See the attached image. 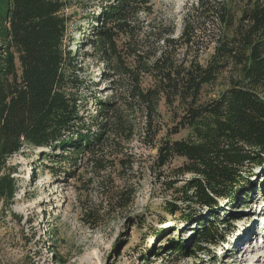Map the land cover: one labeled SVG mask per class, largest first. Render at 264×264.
Here are the masks:
<instances>
[{"label": "trees", "instance_id": "16d2710c", "mask_svg": "<svg viewBox=\"0 0 264 264\" xmlns=\"http://www.w3.org/2000/svg\"><path fill=\"white\" fill-rule=\"evenodd\" d=\"M205 3L197 0L196 7L206 10ZM72 5L0 0V200L6 207L13 203L18 178L9 159L31 146L61 149L58 160L70 153L77 167L83 157L92 172L82 182L85 190L96 177L107 210L127 208L136 190L115 185L113 174L136 173L142 158L130 143L137 139L155 150L159 181L190 207L182 210L176 200L167 201L169 213L180 211L186 222L209 217L191 242L170 238L167 248L175 255L200 251L215 259L239 218L223 202L236 205L247 188L242 202L247 203L256 190H250L256 169H264V0H245L234 10L238 16L227 3L214 10L220 29L206 63L192 52L193 28L185 24L177 35L175 24L158 16L153 0H99L87 43L105 65L101 78L121 92L105 100L94 94L97 108L90 120L83 114L88 100L81 96L86 87L81 60L68 44ZM229 66V85L203 101L204 87ZM182 131L183 137L174 138ZM175 158H182V165L171 166ZM100 212L84 209L82 219L97 228ZM167 233L162 228L155 235Z\"/></svg>", "mask_w": 264, "mask_h": 264}, {"label": "rangeland", "instance_id": "374dc122", "mask_svg": "<svg viewBox=\"0 0 264 264\" xmlns=\"http://www.w3.org/2000/svg\"><path fill=\"white\" fill-rule=\"evenodd\" d=\"M196 1L153 0L158 16L175 24L177 35L185 24L193 28L196 48L192 52H199V60L206 63L220 29L214 10L221 3H227L234 11L245 0H206V10L196 7ZM70 2L73 5L67 12L73 18L68 28V44L81 60L80 73L86 86L81 96L88 100L83 114L90 120V114H95L97 108L92 99L94 94L104 100L115 99L121 91H116L114 84L104 76L101 78L105 65L93 57V48L87 43L91 37L90 17L99 0ZM234 12L238 16V11ZM232 74L229 66L215 83L204 87L201 99L217 97L229 85ZM95 82L99 86L97 90L92 87ZM184 134L182 131L174 138ZM130 148L142 158L134 165L136 173L122 177L113 174V178L120 188L132 185L135 196L127 208L116 211L107 210L104 191L96 177L85 190L86 183L82 182L92 176V172L85 166L83 157L78 159L80 166L77 167L70 153L65 152L66 158L58 160L61 149L30 146L13 155L9 162L17 169L18 189L10 207L0 200V264H264V234H261L264 233V169H256L259 174L252 178L254 184L250 189L256 190L247 203H242L247 188L240 192L236 205L228 207L231 203L223 202L224 209L240 219L234 222L236 231L228 237L227 244L216 249L215 259L200 251L192 257H184L170 252L168 239L182 238L191 242L196 230H201L209 217L186 222L180 211L170 214L166 203L176 198L158 179L159 170L152 165L155 150L144 148L137 139L130 143ZM182 163V158H175L171 166ZM70 171H74L73 176L65 174ZM176 201L180 209L190 208L181 200ZM192 208L200 215L198 207ZM84 209L101 210L99 227L91 228L85 223ZM162 228L169 233L163 237L155 235ZM253 238L256 239L251 243ZM53 248L57 249V254ZM245 248H248L246 253Z\"/></svg>", "mask_w": 264, "mask_h": 264}, {"label": "bare ground", "instance_id": "6f19581e", "mask_svg": "<svg viewBox=\"0 0 264 264\" xmlns=\"http://www.w3.org/2000/svg\"><path fill=\"white\" fill-rule=\"evenodd\" d=\"M262 211H264V208L262 209ZM264 220V217H262V221ZM263 226H264V224H263ZM261 232V231H260ZM248 233V232H247ZM262 234V233H261ZM246 236H249V233L246 235ZM256 238H253V239H251L250 241H251V243H252V241H254ZM264 241V240H263ZM243 251H245V253L248 251V248H245ZM259 259H260V257L257 259V262L259 261Z\"/></svg>", "mask_w": 264, "mask_h": 264}]
</instances>
